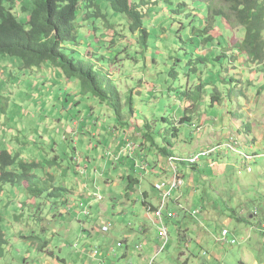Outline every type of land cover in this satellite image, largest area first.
<instances>
[{"label":"rangeland","instance_id":"rangeland-1","mask_svg":"<svg viewBox=\"0 0 264 264\" xmlns=\"http://www.w3.org/2000/svg\"><path fill=\"white\" fill-rule=\"evenodd\" d=\"M201 1H207L208 5ZM169 2L160 8V15L153 13L152 6L151 15L146 16L147 40L140 33L130 32L125 16L109 12L108 22L113 30L107 32L108 26L105 29V23L100 20L95 21L98 31L112 35L118 42L126 41L116 47L118 42L107 43L105 47L95 37L93 45L82 37L80 46L76 47L75 59L93 65L110 105L91 95L82 96L80 84L75 80L71 86L64 85L70 80L60 70L63 78L59 80L57 68L52 65L26 71L16 63L17 80H10L9 84L16 83L18 88L12 85L0 95V109H4L0 112V127L4 128L0 131V142H10L12 137L17 141L14 152L6 143L0 144V150L18 155L21 162L40 161L42 167L37 173L34 169L36 176L30 178L37 186V196L26 193L23 182L0 184L3 234L0 264H42L47 258L49 263H55L58 258L59 264L61 259L66 264H82L79 249L88 244L113 249L107 264L150 261L152 264H243V260L247 264H264V156L245 160L230 151L203 157L193 167L180 165L184 186L176 191L179 196L182 194L179 205L198 213L191 215L177 209L179 215L171 218L174 208L171 201L162 218L168 229V241L156 255L163 241L141 195L142 191L153 190L151 183L144 180L133 189L127 187L130 177L140 178L141 169L136 165L141 160L128 150L120 160L109 157L113 143L124 135L123 128L134 131L125 139L136 145L139 137L135 133H150L155 144L149 149L156 153H161L160 148L164 147L172 154L189 156L210 147H205L208 133L224 132L239 139L241 146L237 148L241 152L264 154V65L251 66L238 48L228 51V39L232 40L231 45H237L243 35L232 26L233 34L227 31L226 21L212 16L216 8H223L220 0ZM223 11L229 14L227 8ZM205 27L218 28L220 31L213 35L220 33L221 37L218 48L205 47L206 55L201 57L200 42L204 35L200 32ZM87 51L94 56L93 60L88 58ZM229 52L234 56V65L230 57L219 59ZM1 75L0 88L2 81H8L6 74ZM216 89L220 97L215 94ZM215 98H222V105L211 106ZM195 100L194 110H188ZM133 108L134 117L130 119ZM134 118L135 127L121 126V121H131L133 125ZM76 123L79 130L73 128ZM253 129L254 135L248 138ZM104 141L109 142L105 148ZM211 141L217 144L215 138ZM121 143L124 148L125 142ZM40 150L43 154H39ZM218 158L223 174L208 164ZM227 163L232 165L231 169H226ZM81 168H86L84 174ZM47 172L54 180L38 185L39 178L45 180ZM191 177L195 189H190ZM220 182L225 188L219 189ZM65 184L67 188L78 184L80 192L82 184L87 185L88 202L75 201V196L70 204L64 202L74 195L60 190ZM42 185H51L50 191L56 187L55 195L43 191L48 188ZM95 193L102 200L97 201L92 195ZM84 210H88L87 215L83 214ZM109 224V231L103 232L102 228ZM140 225L147 228L145 237L138 232ZM224 229L230 232L227 241H221ZM125 236H129L127 241ZM232 240L238 243L231 244ZM117 242L123 244L122 248L116 247ZM75 243L79 244L78 248H73ZM135 245L142 248L135 250ZM45 248L46 252L42 253L40 250Z\"/></svg>","mask_w":264,"mask_h":264},{"label":"trees","instance_id":"trees-1","mask_svg":"<svg viewBox=\"0 0 264 264\" xmlns=\"http://www.w3.org/2000/svg\"><path fill=\"white\" fill-rule=\"evenodd\" d=\"M220 1L229 14H226L222 7H213L215 11L212 16L225 20V27L239 29L243 35L242 41L236 45L240 54L248 59L251 66H263L264 0ZM169 3V0H158L155 3L150 0H0V62L2 59L15 58L20 63L21 70L26 71L41 70L47 64L52 65L68 80H75L80 84L82 96L91 95L101 103L110 105L109 96L102 88L100 75L95 72L93 65L75 59L76 47L80 46L83 40L81 22L97 34L99 31L95 21L102 20L105 29L108 26L106 31L109 32L113 27L108 22V13L114 12L117 16L127 18L133 35L140 33L142 38L147 40L149 33L144 28L146 16L151 15L152 6L153 13L160 15V8ZM17 13L25 20L22 21ZM204 34L206 37L202 38L205 37V42H212V37L206 34V31ZM96 39L100 40L99 36ZM111 41L112 44L118 42L113 37ZM87 55L89 59H94L91 53L88 52ZM3 87L0 88V95L5 92ZM215 94L220 96L217 89ZM214 102H220V99L215 98ZM196 103V100L193 101L188 110H194ZM0 111L4 112V109ZM133 117L134 108L131 109L130 119ZM120 123H126L124 127H132L126 121ZM176 133L177 129L175 137ZM160 151L165 154L167 152L165 148ZM31 167L34 168L31 170ZM35 168V164L21 162L18 155L7 149L0 150V184L15 185L25 182L26 188L35 196L37 186L33 185V180L30 181V178L34 177L32 173ZM134 180L129 178L128 189H133L138 183L136 180L133 183ZM53 190L43 191H50V196H53ZM0 243H3L1 231Z\"/></svg>","mask_w":264,"mask_h":264},{"label":"crops","instance_id":"crops-1","mask_svg":"<svg viewBox=\"0 0 264 264\" xmlns=\"http://www.w3.org/2000/svg\"><path fill=\"white\" fill-rule=\"evenodd\" d=\"M158 0H152L151 2L152 3H155V2H157ZM199 3H206V5H208V2L207 1H201V2H199ZM209 7H212V6H208V8ZM215 8V7H214ZM210 16V15H209ZM166 18H168V17H166ZM204 26V25H203ZM81 27H83V30H82V36L83 37H85V38H87L88 40H89V44L90 43H92V40H93V38L95 37V40H96V38H97V36H99V39H100V41H101V43H100V41L98 40V41H96V42H99V45L100 46H105L106 47V44L107 43H109L110 42V44H112V41H111V39H112V35H106L105 33H104V31L102 32V33H100V32H98L97 34H95L94 33V31H91L90 30V28L89 27H87V26H85L84 24H82V22H81ZM225 29L227 30V31H229V32H231L232 33V30H231V28L230 27H225ZM199 30V29H198ZM217 30H219L218 28H213V29H209V28H207V27H205V28H202V30H201V34L202 35H204L205 37H206V35L204 34V32L206 31V34H208L210 37H212V42H205V37L204 38H201V42H200V44H201V50H202V52H200V56L202 57V55H206V50H205V47H210L211 46V48L212 49H214V50H216L217 48H218V44H217V41L220 39V37H221V35H220V33H217L218 35L216 36H214L213 34L214 33H216V31ZM220 31V30H219ZM93 33H94V35H93ZM109 34V33H108ZM233 34V33H232ZM126 40H121L120 42H122V43H124ZM120 42H118L116 45H115V47L116 46H118V45H120ZM232 44V40L231 39H228V46H229V50L228 51H231V50H233V49H236L237 48V46H236V44L234 45H231ZM92 45H93V43H92ZM99 46V47H100ZM90 47V46H89ZM87 52H89V51H87ZM230 53V52H229ZM224 57H230V60L233 62V65H234V61L235 60H233L232 58H234V56H232L231 55V53L230 54H227V53H223L222 55H221V57L219 58V59H222V58H224ZM209 58V55H207L206 56V59H208ZM5 60V61H4ZM202 60V59H201ZM16 63L18 64V65H20V63L18 62V61H15V60H12V59H3L2 60V62L0 63V73H2V75L1 76H4L5 74L7 75V82L4 80V82L2 81V83L4 84V83H6L7 84V86L6 87H4V89H3V91H6V89H8V88H10V86H16L17 88H18V86H17V84L15 83V84H9V81L10 80H12V81H14V80H17V76H18V74H16L15 72H14V70H15V67H16ZM60 71L57 69L56 70V77H59L58 79L59 80H61L63 77H62V75L60 74ZM2 79V78H1ZM14 79V80H13ZM231 82H233L232 80L230 81V83ZM70 83H71V81H68V82H65L64 83V85H69V86H71L70 85ZM222 83H226V81H225V78H224V80H222ZM5 93V92H4ZM220 97V96H219ZM222 97V96H221ZM215 101V100H214ZM222 98H221V100H220V102H214L213 103V100H212V102H211V106H216V105H222ZM1 112V111H0ZM134 122H135V118H134V120H133V125L131 124V121H129V125H132V127H135L134 126ZM125 125H127L126 123H122L121 124V126L122 127H124ZM79 125H78V123H76L75 124V127H73L74 129H77V130H79V128L80 127H78ZM128 127V126H127ZM148 127V130L147 131H149L150 129H149V127L150 126H147ZM9 129H10V127H9ZM128 129V130H127ZM127 129H125V128H123V130H124V135L122 136V135H120V136H118V138H117V140L113 143L114 145L109 149L112 153H113V156L114 157H116L120 152H121V150L123 149L122 148V143L121 144H119V142L120 141H123V142H125V137L127 138V137H130V136H132V134H134V131H131V129H129V128H127ZM225 129V128H224ZM243 130H244V127H243ZM0 131H4V128H1L0 127ZM100 132H101V134L103 133V131L102 130H99ZM198 131H199V129H198ZM253 132H251V133H248V135H247V137L248 138H251V136H253L254 135V132H255V129H253L252 130ZM69 132H73V131H71V129H69ZM231 133V132H230ZM242 133H244V134H246L245 133V131H242ZM136 134V137L138 136L139 137V139H138V145H139V149L138 150H135L134 151V155H133V157H136V158H138V159H140L141 160V162L140 163H143V162H146L147 164H149V166H148V168L146 169V170H140V178H138V179H136V178H133V180L135 179L138 183L137 184H139L140 185V183H141V181H144V180H146L147 182H149V183H151V187H152V191L151 192H148V191H145V192H143L142 191V193H141V195H142V197H143V200H144V204H145V207H146V210L149 208V207H156L157 205H158V201H159V197H158V193L157 192H155V190H154V184H156V183H159V182H167L168 181V179L170 178V172H169V168H168V166H167V164H166V159L169 157V156H172V155H175V154H172L168 149H166L167 150V152H166V154L165 153H160V152H158V153H156V152H153V151H151L150 149H149V147L152 145V144H155L154 142H153V140H151V134L150 133H148V132H146V131H138L137 133H135ZM177 135H176V137L178 136V133H176ZM225 136V138L224 139H222L223 137ZM229 137V135L227 134V133H224V132H217V133H208V135L204 138L205 139V141L207 142V144L205 145V147H208V146H211V145H213V144H215V143H212V141H211V139L212 138H215L217 141H215L216 143L217 142H219V141H223V140H225L226 138H228ZM10 139V142H0V144L1 143H6L8 146H10L11 147V149H12V151H13V147H14V143H15V141H17V140H15V138H9ZM107 144H109V142L108 141H104L103 142V147L105 148L106 147V145ZM56 145H57V140H56ZM204 147V146H203ZM164 148V147H163ZM163 148H160V149H163ZM201 148V147H200ZM200 148H199V150H200ZM202 149V148H201ZM108 150V151H109ZM14 152V151H13ZM53 152H57L55 149H53ZM193 153H195V152H191L190 153V155L191 154H193ZM39 154H43V150H40L39 151ZM125 154V153H124ZM123 154V155H124ZM122 155V156H123ZM59 156H56V159L58 158ZM114 157H111L112 159H114ZM151 158V163H148V158ZM220 159L221 158H218L217 160H216V162H214L215 163V165H213V166H210V161H208V164H209V166L210 167H212V168H217V170H218V172L220 173V174H223L222 173V171H220V167H223L222 165H221V161H220ZM24 163H27V164H35L36 165V168H35V170H34V172H36L37 173V170H39V168L40 167H42V163L40 162V161H37V160H35V159H33V160H29V159H25V162ZM230 167H232V165H230V164H228L227 163V166H226V169H231ZM197 168V167H196ZM85 169L86 168H83V170H84V173L86 172L85 171ZM145 171V172H144ZM83 173V174H84ZM33 175H34V177L36 176V174H34V173H32ZM50 175V173H45V180H43L42 178H39V181H38V185H40L42 182L43 183H46V182H48L49 180H51L52 179V177L53 176H49ZM47 176H49L48 178H47ZM90 176V175H89ZM52 180H54V178L52 179ZM133 181V183H135L136 181ZM189 185H191L190 186V189L191 188H194L195 189V187H194V184H193V179H192V177L189 179ZM23 184L24 185H22V188L24 189V190H26V193H29V194H31V192H30V190H28L27 188H26V184H25V182H23ZM219 185H220V187H219V189L220 188H225V185L224 184H222V182H220V183H218ZM34 185V184H33ZM188 185V186H189ZM44 188H48V189H50V186L51 185H42ZM75 187H69V188H67V185L65 184L62 188H60L62 191L64 190V191H66V193L69 195L71 192L74 194V195H69L70 196V198L68 199V200H64V202L65 201H68V203L67 204H70V200L72 199V197H76L75 198V201H85V203H87L88 202V200L87 199H85L86 198V196H90V193H87V195H86V191H85V188H87V185L86 186H83V184H82V191L80 192L79 191V189H80V187H79V185L77 184H75L74 185ZM56 188V187H55ZM37 191V190H36ZM38 192V191H37ZM175 194L173 195V199H171V201H172V204L171 205H173V209H171L172 211H171V213L170 214H172V213H175L176 215L179 213L178 212V210L177 209H179L180 210V207H182V206H180L179 204V200L181 199V197H182V194H181V196H179V194L175 191L174 192ZM32 195V194H31ZM35 196H37V193L35 194ZM74 200V199H73ZM72 201V200H71ZM75 201H74V203H75ZM187 202H188V200H187ZM31 203H33V201L31 202ZM34 204H37L36 202H34ZM182 208H184V207H182ZM70 210H71V208H70ZM187 210V209H186ZM194 211V210H193ZM179 215V214H178ZM148 216H150L149 214H148ZM175 216H172L171 218H174ZM148 218H150V217H148ZM153 222V221H152ZM157 224V223H156ZM138 232L139 233H141V234H144V237H145V235H147V228H146V226H142V225H140V228L138 229ZM89 235V239L90 240H94L93 239V237H92V234L91 233H89L88 234ZM128 237L129 236H125L124 237V240L125 241H127V239H128ZM99 243V242H98ZM118 243V242H117ZM88 244V243H87ZM89 246H83V245H81V248H84L83 250H84V252L82 253V250H79L81 253H80V255H79V257H80V260H81V263L82 264H94V261L93 260H91L90 258H89V256H88V252H89V250L91 249V248H93L94 246H98V248H99V250H100V253H101V256L105 259V262L107 263V261H106V259L108 260V257H111L110 256V254L111 253H114L113 252V249L111 248V247H106L105 246V248L103 247V246H100L99 247V244L98 245H92V244H88ZM136 246V245H135ZM118 248V247H117ZM122 248V247H121ZM42 253H44V252H46V248L45 249H41L40 250ZM46 255L47 256H49L50 255V252L48 251L47 253H46ZM114 256L116 257V255L114 254ZM243 258H245V256H243ZM57 259V260H56ZM55 259V263H53V262H51V263H49V260H48V258H47V260H45L42 264H59V259L58 258H56ZM61 262H62V264H66V261L65 260H63V259H61ZM243 264H247V262L245 261V260H243Z\"/></svg>","mask_w":264,"mask_h":264},{"label":"built area","instance_id":"built-area-1","mask_svg":"<svg viewBox=\"0 0 264 264\" xmlns=\"http://www.w3.org/2000/svg\"><path fill=\"white\" fill-rule=\"evenodd\" d=\"M125 147L121 150V152L114 157L113 153L109 151V157H114L115 160H120L122 155L125 153L126 150L130 151V155H134V151L139 148L138 145L133 144L130 140L125 141ZM241 143L239 139L235 136H230L229 139H227L224 142H220L217 144H214L208 148L202 149L197 153L191 154L189 156H180V155H172L169 156L166 159V164L168 166V170L170 172V178L167 182H159L154 184V190L158 193L159 201L158 205L156 207H149L147 209V213L152 217L153 223L158 224V230H159V236L162 239V243L157 248L155 255L159 252L163 251V248L165 244L168 241V229L167 226L163 224L162 218L165 211H168L169 203L171 202L173 193L175 191H180L181 188L184 186V180L183 175L179 173V166L180 165H186V166H196L197 163L201 160L203 157H212L214 155H221L224 152H235L240 156H243L245 160H251L255 158L263 157L264 154H246L244 152H241L238 150L237 147H240ZM215 165V163L212 161L210 163V166ZM141 170H146L148 168V164L146 162L137 164ZM83 173L84 170L81 168ZM96 198L97 201L102 200V198L98 194H92ZM180 210L182 212L187 213L189 210H186L185 208L180 207ZM191 215H196L198 213L197 210L190 211ZM84 215L88 214V210L83 211ZM175 216V213H172L169 215V217ZM111 225L104 226L102 228L103 232H108ZM230 235V232L227 229L223 230V238L221 241H227L228 237ZM237 240H232L231 244H237ZM123 244L121 242L116 243V247L121 248ZM79 244L75 243L73 245V248H78ZM142 248L141 245H136L134 247L135 250H140ZM84 248H81L79 250H82V253L84 252ZM88 256L91 260L94 261V264H107L105 262V259L101 256L99 248L93 247L89 250ZM148 264H152V261L148 262Z\"/></svg>","mask_w":264,"mask_h":264}]
</instances>
